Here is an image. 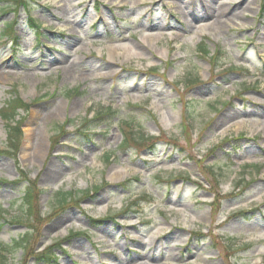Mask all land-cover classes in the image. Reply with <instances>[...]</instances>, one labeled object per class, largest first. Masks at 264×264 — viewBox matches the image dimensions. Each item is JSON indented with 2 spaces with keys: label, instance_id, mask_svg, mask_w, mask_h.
Segmentation results:
<instances>
[{
  "label": "rangeland",
  "instance_id": "rangeland-1",
  "mask_svg": "<svg viewBox=\"0 0 264 264\" xmlns=\"http://www.w3.org/2000/svg\"><path fill=\"white\" fill-rule=\"evenodd\" d=\"M13 3L0 0V108L13 90L31 103L17 159L42 214L22 203L0 117L2 264H264V0ZM125 123L164 140L123 146Z\"/></svg>",
  "mask_w": 264,
  "mask_h": 264
},
{
  "label": "trees",
  "instance_id": "trees-1",
  "mask_svg": "<svg viewBox=\"0 0 264 264\" xmlns=\"http://www.w3.org/2000/svg\"><path fill=\"white\" fill-rule=\"evenodd\" d=\"M203 50L207 52L205 47H203ZM22 100L20 98H15L9 102V104L3 108L0 109V115L7 119L9 121L8 123V139H9V148L12 151H16L18 149V145L21 139L22 135V128H21V121H18L15 124H12L13 122L16 121V116L18 115V110L19 108L23 107ZM114 110L112 108L108 109L107 111H101L96 115V120H100L103 122H107L109 119L113 117ZM129 125V124H128ZM131 126V125H130ZM155 140L153 137H144V136H139L137 137L135 133L133 132H127L126 133V139L124 144H133L138 147H146L147 141H152ZM16 153V152H15ZM32 191L29 190V197L27 198V201L29 202L30 199L32 198ZM59 196L57 197V202L61 205H66L69 204L70 201H73V195L72 192H65L61 191L58 194ZM30 203V202H29ZM35 209V208H34ZM2 210L0 209V215L2 216ZM36 213V209H35ZM25 238L22 239L21 241H15V246H24L25 245ZM8 248V246H7ZM2 246L0 245V264L6 263V255L2 253ZM10 250V249H9ZM6 251V247H5ZM50 257V256H49Z\"/></svg>",
  "mask_w": 264,
  "mask_h": 264
},
{
  "label": "bare ground",
  "instance_id": "bare-ground-1",
  "mask_svg": "<svg viewBox=\"0 0 264 264\" xmlns=\"http://www.w3.org/2000/svg\"><path fill=\"white\" fill-rule=\"evenodd\" d=\"M217 6H218V7H222L221 4H217ZM203 8H204V10H205V13H204V16H203V17H207V15H208V16H210V15H216L217 18H218V20H220V19L223 17V14H224V13H223L222 11L218 10V9L215 7L214 4L206 3L205 6H204ZM192 17L195 18L194 16H192ZM196 17H198V16H196ZM262 34L264 35V31L262 32ZM262 38H264V37H262ZM150 39H151V37H150ZM124 48H125V47H124ZM131 49H132V48H131ZM109 50H110V54H113V55L116 54V49H115L114 46H109ZM129 50H130V49H128L127 52L130 53ZM52 167H53L52 170H50V173L47 175L48 178L53 177V176L55 175V173L57 172L56 169L54 168V165H53ZM120 174H121V172H119V171H115V172L113 173L114 176H117V175H120Z\"/></svg>",
  "mask_w": 264,
  "mask_h": 264
}]
</instances>
